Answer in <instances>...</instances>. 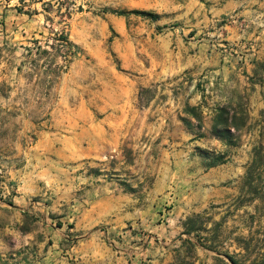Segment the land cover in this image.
Wrapping results in <instances>:
<instances>
[{
    "label": "rangeland",
    "instance_id": "rangeland-1",
    "mask_svg": "<svg viewBox=\"0 0 264 264\" xmlns=\"http://www.w3.org/2000/svg\"><path fill=\"white\" fill-rule=\"evenodd\" d=\"M73 1L0 0V264L264 261V0Z\"/></svg>",
    "mask_w": 264,
    "mask_h": 264
},
{
    "label": "trees",
    "instance_id": "trees-1",
    "mask_svg": "<svg viewBox=\"0 0 264 264\" xmlns=\"http://www.w3.org/2000/svg\"><path fill=\"white\" fill-rule=\"evenodd\" d=\"M73 3V0H19V4L16 5V10L19 13H25L28 15L42 13L45 16L46 23L54 22L56 15L60 19L59 22L66 23L72 16ZM79 8L81 9L82 7L80 6ZM116 13L119 15H129L131 13H134L137 15L150 16L151 18H157L158 16L154 12L139 9H134L132 11H116ZM58 40L61 41V46H74V43L69 39L68 34L61 33ZM192 109L194 108L192 107ZM235 119L236 117L234 116V118L230 122L229 110L226 107H221L213 126L215 134L220 138H225L228 141L232 142V139L230 138V136L232 135L231 128L234 127L236 130H238L240 127V125L235 122ZM224 162V155H220L219 157H216V159H214L212 165L214 166ZM255 163L256 161L254 160L252 165H254ZM252 168L248 170V177L253 174ZM191 221H193L192 218H188L187 225ZM193 227L194 225L187 228L186 232L191 233ZM227 257L229 258V263L223 261L224 264H240V262L233 255L228 254ZM257 264H264V261Z\"/></svg>",
    "mask_w": 264,
    "mask_h": 264
},
{
    "label": "crops",
    "instance_id": "crops-1",
    "mask_svg": "<svg viewBox=\"0 0 264 264\" xmlns=\"http://www.w3.org/2000/svg\"><path fill=\"white\" fill-rule=\"evenodd\" d=\"M23 14H25V13H23ZM39 14H42V13H38V14H33V15H39ZM28 15V14H27ZM33 15H30V16H33Z\"/></svg>",
    "mask_w": 264,
    "mask_h": 264
}]
</instances>
